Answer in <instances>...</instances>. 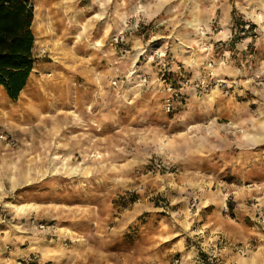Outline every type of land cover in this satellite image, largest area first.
I'll list each match as a JSON object with an SVG mask.
<instances>
[{"label": "rangeland", "instance_id": "1", "mask_svg": "<svg viewBox=\"0 0 264 264\" xmlns=\"http://www.w3.org/2000/svg\"><path fill=\"white\" fill-rule=\"evenodd\" d=\"M33 2L0 264H264V0Z\"/></svg>", "mask_w": 264, "mask_h": 264}, {"label": "trees", "instance_id": "2", "mask_svg": "<svg viewBox=\"0 0 264 264\" xmlns=\"http://www.w3.org/2000/svg\"><path fill=\"white\" fill-rule=\"evenodd\" d=\"M34 19L33 0H0V87L14 103L38 63Z\"/></svg>", "mask_w": 264, "mask_h": 264}, {"label": "bare ground", "instance_id": "3", "mask_svg": "<svg viewBox=\"0 0 264 264\" xmlns=\"http://www.w3.org/2000/svg\"><path fill=\"white\" fill-rule=\"evenodd\" d=\"M34 8H36V6L34 5ZM63 20H64V17H63ZM63 20H61L58 24L61 26V25H63L64 24V21ZM53 24V23H52ZM36 29V31L38 32V40L36 39V43L35 44H37V43H41L42 44V42H41V40H40V36H41V34H42V30H41V27L40 26H38V24H37V13L35 12V19H34V24H33V31ZM40 30H41V33H40ZM86 33V32H85ZM35 34V33H34ZM82 36H83V33H80L79 34V36L77 37L78 38V40L79 41H77L76 42V44L77 43H79V42H81L82 41ZM92 46H93V48H100L101 47V44H99V43H93V44H91V48H92ZM58 50V49H57ZM36 71V68H35V70H34V72ZM33 77H36L34 74L32 75V78ZM26 90H27V88L22 92V94H21V96H20V98H19V100H23V99H25L26 98ZM83 97H87V95H83ZM18 100V101H19ZM17 101V102H18ZM17 102H15V103H17ZM12 103H14V102H12V101H10V99L8 98V96H7V94H6V92H5V90L3 89H0V121L1 122H4V114L6 115L7 113H8V108L12 105ZM88 110H90V108L88 107ZM74 122H73V124H76L78 121H80V117H79V115H77L76 113L74 114ZM76 122V123H75ZM98 158H101V157H98ZM189 218H191L192 220L194 219V217L193 216H191V217H189ZM254 258V257H253ZM256 263V260L255 259H253L252 261H248L247 259H244V258H241L240 259V261L238 262V264H255Z\"/></svg>", "mask_w": 264, "mask_h": 264}, {"label": "crops", "instance_id": "4", "mask_svg": "<svg viewBox=\"0 0 264 264\" xmlns=\"http://www.w3.org/2000/svg\"><path fill=\"white\" fill-rule=\"evenodd\" d=\"M36 66H37V65H36ZM34 70H35V69H34ZM33 74H35V72H34V71H33L32 75H33ZM32 75H31V77H30V81H31V79H32ZM30 81H29V83H30ZM29 83H28V85H29ZM27 87H28V86H27ZM27 87H26V88H27ZM0 89H2V90H3V88H2V87H0ZM21 94H22V93H21ZM20 96H21V95H20ZM18 100H19V99H18Z\"/></svg>", "mask_w": 264, "mask_h": 264}]
</instances>
